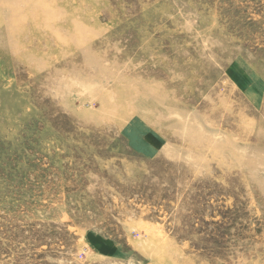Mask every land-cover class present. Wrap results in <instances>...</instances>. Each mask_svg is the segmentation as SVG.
Instances as JSON below:
<instances>
[{
    "label": "rangeland",
    "instance_id": "rangeland-1",
    "mask_svg": "<svg viewBox=\"0 0 264 264\" xmlns=\"http://www.w3.org/2000/svg\"><path fill=\"white\" fill-rule=\"evenodd\" d=\"M0 264H264V0H0Z\"/></svg>",
    "mask_w": 264,
    "mask_h": 264
}]
</instances>
